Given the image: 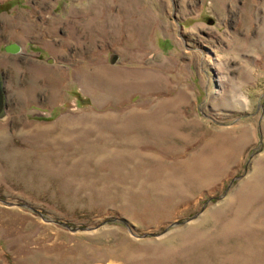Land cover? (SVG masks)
I'll list each match as a JSON object with an SVG mask.
<instances>
[{
  "label": "rangeland",
  "instance_id": "obj_1",
  "mask_svg": "<svg viewBox=\"0 0 264 264\" xmlns=\"http://www.w3.org/2000/svg\"><path fill=\"white\" fill-rule=\"evenodd\" d=\"M0 6V264H264V0Z\"/></svg>",
  "mask_w": 264,
  "mask_h": 264
},
{
  "label": "water",
  "instance_id": "obj_2",
  "mask_svg": "<svg viewBox=\"0 0 264 264\" xmlns=\"http://www.w3.org/2000/svg\"><path fill=\"white\" fill-rule=\"evenodd\" d=\"M179 25H181V24H179ZM6 50H8V51H17V50H19V46L17 44H15V43H12V44H10V45H8L6 47ZM116 57H117L116 55H113L112 57H110L111 61L113 63L116 61V59H117ZM3 78H4L3 73H2V71H0V119H3V118H5V116H7V106L5 104L6 103V93L4 92L5 89H4V79ZM260 105H261V103L259 102V107H260ZM248 115H251V113L248 114ZM244 116H246V115H241V117H244ZM22 205L29 206L26 203H24ZM177 223H179V221H175L171 225H174V224H177ZM128 227H129L130 230H132V227H130L129 225H128ZM150 234H152V233H150Z\"/></svg>",
  "mask_w": 264,
  "mask_h": 264
},
{
  "label": "crops",
  "instance_id": "obj_3",
  "mask_svg": "<svg viewBox=\"0 0 264 264\" xmlns=\"http://www.w3.org/2000/svg\"><path fill=\"white\" fill-rule=\"evenodd\" d=\"M6 46H7V45H6ZM41 51L44 53V51H43V50H41ZM39 53L41 54V52H40V51H39ZM46 58H47V57H46ZM48 60H49V59H48ZM50 61H51V60H49L48 62H50ZM2 73H3V72H2ZM42 79H43L42 81H44V82L47 80V78H46V77H44V76L42 77ZM44 82H43V83H44ZM41 99H42L44 102H45V100H46L44 97H42Z\"/></svg>",
  "mask_w": 264,
  "mask_h": 264
},
{
  "label": "bare ground",
  "instance_id": "obj_4",
  "mask_svg": "<svg viewBox=\"0 0 264 264\" xmlns=\"http://www.w3.org/2000/svg\"><path fill=\"white\" fill-rule=\"evenodd\" d=\"M244 99L247 101L248 100V97L244 96Z\"/></svg>",
  "mask_w": 264,
  "mask_h": 264
},
{
  "label": "flooded vegetation",
  "instance_id": "obj_5",
  "mask_svg": "<svg viewBox=\"0 0 264 264\" xmlns=\"http://www.w3.org/2000/svg\"><path fill=\"white\" fill-rule=\"evenodd\" d=\"M5 104H7V99H6V103Z\"/></svg>",
  "mask_w": 264,
  "mask_h": 264
},
{
  "label": "trees",
  "instance_id": "obj_6",
  "mask_svg": "<svg viewBox=\"0 0 264 264\" xmlns=\"http://www.w3.org/2000/svg\"><path fill=\"white\" fill-rule=\"evenodd\" d=\"M1 7V6H0ZM1 9V8H0Z\"/></svg>",
  "mask_w": 264,
  "mask_h": 264
}]
</instances>
